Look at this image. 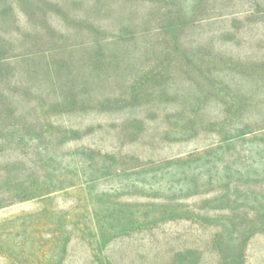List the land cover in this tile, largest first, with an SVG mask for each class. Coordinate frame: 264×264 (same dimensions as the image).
<instances>
[{"label":"rangeland","instance_id":"obj_1","mask_svg":"<svg viewBox=\"0 0 264 264\" xmlns=\"http://www.w3.org/2000/svg\"><path fill=\"white\" fill-rule=\"evenodd\" d=\"M1 57L0 264H264L213 244L264 194V0H0Z\"/></svg>","mask_w":264,"mask_h":264},{"label":"trees","instance_id":"obj_2","mask_svg":"<svg viewBox=\"0 0 264 264\" xmlns=\"http://www.w3.org/2000/svg\"><path fill=\"white\" fill-rule=\"evenodd\" d=\"M4 59H5L4 57H1L0 62L3 61ZM249 128H250L249 125H243L242 129L237 131L238 134L236 136L243 139L245 136L250 135L251 131ZM181 160L183 161V159ZM181 160L176 159L172 163L176 164L179 163ZM261 165L264 166L263 163ZM187 169L188 167L185 168V172L187 171ZM225 169L226 168L224 167V165H221V168L218 167L217 171H219L220 173V170H225ZM255 170H256L255 176H257L261 172V169L256 168ZM256 178H258L256 180L264 181V173L260 174ZM231 190H232V186L230 185V183H228L226 190L222 193H219V195H221L220 197H224L225 202H228L229 200L231 201L233 199H236L238 201L240 200L242 202L241 208L247 210V212L251 214V218L253 217L252 218L253 220L251 221L248 220L249 218H247L248 217L247 215L245 217L246 219L244 218V220L241 223H239V219L229 218V221L226 224V226L228 227H225V225H222L220 223L216 224V226L222 227L223 229H221V231L218 234L214 235L213 244L217 248H219L223 244H228L230 246V250L234 248L235 251L237 252V260L239 262L243 260V252L247 245V240L250 237V235L252 236V234L254 235L256 233H264V194L254 195L250 193H246V194L241 193L238 195L237 193L234 192V190L233 191ZM219 208L220 210L231 209L230 205H225ZM255 224L256 226L254 227ZM229 227L232 229H229ZM242 228H245L246 233L248 234L242 238L236 239L237 237H240L239 230ZM231 243H234V245L232 246ZM221 263L235 264V261L231 262V256L229 254L225 255L223 253V256L221 258Z\"/></svg>","mask_w":264,"mask_h":264}]
</instances>
